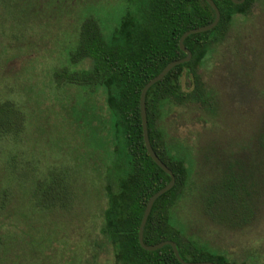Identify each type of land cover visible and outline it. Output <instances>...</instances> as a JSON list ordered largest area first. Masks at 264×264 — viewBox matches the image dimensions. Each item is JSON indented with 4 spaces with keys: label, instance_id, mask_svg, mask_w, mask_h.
Segmentation results:
<instances>
[{
    "label": "rangeland",
    "instance_id": "374dc122",
    "mask_svg": "<svg viewBox=\"0 0 264 264\" xmlns=\"http://www.w3.org/2000/svg\"><path fill=\"white\" fill-rule=\"evenodd\" d=\"M122 4L0 0V100L24 117L20 133L0 138V264H115L112 253L92 248L101 237L104 165L126 159L123 124L100 89L58 84L54 72L88 69V59L68 61L79 24L92 15L108 38ZM197 73L209 100L167 102L158 121L167 148L189 170L173 214L210 251L234 264H264V0L235 16ZM179 81L184 91L194 87L190 73ZM228 170L251 206L244 225L215 218L205 203ZM59 174L74 182L72 203L43 208L37 182Z\"/></svg>",
    "mask_w": 264,
    "mask_h": 264
},
{
    "label": "trees",
    "instance_id": "16d2710c",
    "mask_svg": "<svg viewBox=\"0 0 264 264\" xmlns=\"http://www.w3.org/2000/svg\"><path fill=\"white\" fill-rule=\"evenodd\" d=\"M213 1L220 13L217 24L209 30L189 34L183 44L190 50L191 58L172 67L148 88L145 95L150 144L174 174L175 182L154 200L144 224L142 240L147 245L172 240L186 261L234 264L225 253L210 251L186 235L184 227L176 222L173 209L184 195L189 170L184 158L167 148L164 132L158 124L167 102L180 105L187 101L206 103L209 100L197 69L207 59L212 47L226 38L235 16L248 15L256 2ZM213 18L214 11L205 0H123L108 38L98 19L92 15H86L79 24L68 61L74 65L88 59L90 67L79 70L63 67L54 72L58 84L64 82L100 89L105 107L123 124L126 159L104 165L106 202L101 210V237L94 241L92 248L93 253H112L115 264H182L169 244L146 250L138 241V227L147 200L170 180L146 151L139 95L143 85L169 61L185 56L178 46L180 35L188 29L210 23ZM184 71L194 78V87L189 91L180 86L179 79ZM23 124L24 117L14 104L0 100V138L20 133ZM240 179L235 172L228 170L223 173L221 181L207 189L205 196L209 212L233 226L249 223L252 216L251 206L241 193ZM73 183L66 174L50 175L37 182V204L48 209L70 205Z\"/></svg>",
    "mask_w": 264,
    "mask_h": 264
},
{
    "label": "water",
    "instance_id": "95a60500",
    "mask_svg": "<svg viewBox=\"0 0 264 264\" xmlns=\"http://www.w3.org/2000/svg\"><path fill=\"white\" fill-rule=\"evenodd\" d=\"M210 7L213 9L214 11V18L213 20L205 25L199 26V27H195L192 29H188L186 31H184L178 40V46L179 48L185 53V56L178 58V59H174L172 61H169L155 76H153L151 79H149L141 88L140 91V95H139V108H140V116H141V126H142V135H143V141L145 144V148L146 151L148 152V154L150 155V157L153 159V161L163 170L165 171L169 177L170 180L168 181V183H166L163 187H161L160 189H158L156 192H154L149 199L146 202L145 208L143 210V214L139 223V227H138V241L139 244L141 245L142 248L146 249V250H155L158 249L160 247H162L165 244H169L172 249H173V253L175 255V257L182 263V264H214L211 261H196V262H192V261H186L184 260L180 254L179 251L177 249V245L174 241L166 239L163 241H160L158 243L155 244H150L147 245L143 242L142 240V234H143V228H144V224L146 222V219L148 217V214L150 212V209L152 207V204L154 202V200L161 195L162 193H164L165 191L169 190L175 182V177L174 174L172 173V171L166 166L165 163L162 162V160L157 156V154L154 152L150 141H149V137H148V131H147V119H146V110H145V95L146 92L148 90V88L155 83L156 81L160 80L172 67H174L177 64L183 63L188 61L191 58V52L190 50L184 46L183 41L184 39L189 35V34H193V33H198V32H202V31H206L209 30L211 28H213L219 18H220V13L219 10L216 6V4L214 3L213 0H205ZM233 3L235 4H239L242 3L244 0H231Z\"/></svg>",
    "mask_w": 264,
    "mask_h": 264
}]
</instances>
